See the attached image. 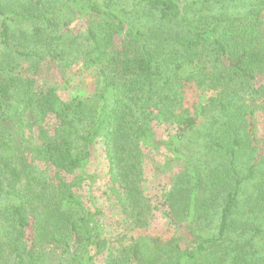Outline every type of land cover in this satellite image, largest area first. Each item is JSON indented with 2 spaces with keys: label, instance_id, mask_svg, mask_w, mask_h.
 Returning <instances> with one entry per match:
<instances>
[{
  "label": "trees",
  "instance_id": "obj_1",
  "mask_svg": "<svg viewBox=\"0 0 264 264\" xmlns=\"http://www.w3.org/2000/svg\"><path fill=\"white\" fill-rule=\"evenodd\" d=\"M227 1H0V264H249L264 223L243 244L230 234L245 224L233 217L238 198L264 157L252 106L264 103V0L242 15L212 12ZM43 66L60 86L38 84ZM69 75L88 78L91 93L62 96ZM158 147L180 165L162 200L186 237L110 248L83 187L103 182L125 228L147 227L143 166Z\"/></svg>",
  "mask_w": 264,
  "mask_h": 264
},
{
  "label": "rangeland",
  "instance_id": "obj_2",
  "mask_svg": "<svg viewBox=\"0 0 264 264\" xmlns=\"http://www.w3.org/2000/svg\"><path fill=\"white\" fill-rule=\"evenodd\" d=\"M0 1L4 3L5 1L11 0ZM249 2H251V0H231L213 6L211 10L216 15H242L250 9ZM25 26L26 25L21 26L18 24L17 27H13V30L16 32H25V28L27 27ZM36 79L38 84L42 87L49 85L60 86L62 84V79L59 75L47 66L41 68ZM67 79V85L66 87L64 86L61 92L62 96L66 98L76 96L83 97L91 93L92 86L88 78L69 75ZM257 82L258 84L264 83V76H258ZM252 106L255 108L253 134L255 135L257 145L262 147L264 146V103L260 101L253 102ZM200 131L201 135L204 136L205 131L202 129ZM200 141L201 139L198 135L191 137L189 147L195 153L199 150ZM253 152L254 148H250L246 151V156L240 158V171L242 170L244 172L247 168ZM98 153L100 154H98L99 156L95 155V166L97 172L101 173L105 170V163L101 153ZM146 154L147 157L143 166L145 178L143 191L146 199L155 207L147 227L131 232L125 228L123 216L117 210L114 200L105 193L103 182H97L92 190H88L87 186L83 187L86 198L89 196L92 203L100 210L99 223L110 248H114L118 244H130L133 238L135 239L142 235L152 237L157 241H164L175 236L186 237L184 227H177L165 217L164 213L166 207L162 200V195L167 191L172 176L178 174L180 165L170 161L167 163L169 156L161 147L157 149L150 148ZM238 208L237 214H234L233 217L245 224L242 228L236 229L237 233H231L230 237L233 240H237L239 244H243L244 242H249L246 239H250L248 238L250 233H252L256 227H260L261 223H264V157L259 159L255 167L253 178L244 183L243 191L238 198ZM240 213L242 214L240 215ZM209 225L212 226L210 223ZM208 233L212 234V231ZM236 234H239V236ZM252 242L254 252V241ZM252 253L249 252L247 257L251 258L250 256ZM251 259H248L249 264L253 262L257 264L264 260L263 238L255 239V253L254 258ZM95 262L96 264H103L104 257H99Z\"/></svg>",
  "mask_w": 264,
  "mask_h": 264
}]
</instances>
